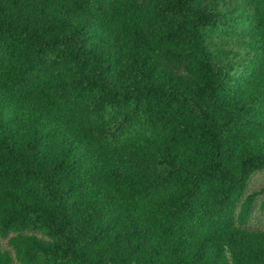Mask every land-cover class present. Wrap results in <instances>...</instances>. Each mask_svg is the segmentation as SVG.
Here are the masks:
<instances>
[{
	"label": "trees",
	"instance_id": "16d2710c",
	"mask_svg": "<svg viewBox=\"0 0 264 264\" xmlns=\"http://www.w3.org/2000/svg\"><path fill=\"white\" fill-rule=\"evenodd\" d=\"M263 171L264 0H0V264H264Z\"/></svg>",
	"mask_w": 264,
	"mask_h": 264
},
{
	"label": "rangeland",
	"instance_id": "374dc122",
	"mask_svg": "<svg viewBox=\"0 0 264 264\" xmlns=\"http://www.w3.org/2000/svg\"><path fill=\"white\" fill-rule=\"evenodd\" d=\"M264 187V171L253 176L249 183V193L261 190ZM264 195L260 196L255 205L249 227L264 230Z\"/></svg>",
	"mask_w": 264,
	"mask_h": 264
}]
</instances>
